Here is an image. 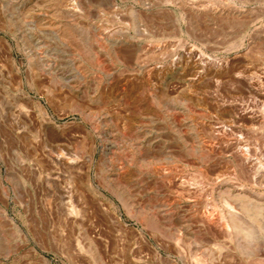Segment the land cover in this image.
<instances>
[{"label": "rangeland", "instance_id": "obj_1", "mask_svg": "<svg viewBox=\"0 0 264 264\" xmlns=\"http://www.w3.org/2000/svg\"><path fill=\"white\" fill-rule=\"evenodd\" d=\"M257 263L264 0H0V264Z\"/></svg>", "mask_w": 264, "mask_h": 264}, {"label": "bare ground", "instance_id": "obj_2", "mask_svg": "<svg viewBox=\"0 0 264 264\" xmlns=\"http://www.w3.org/2000/svg\"><path fill=\"white\" fill-rule=\"evenodd\" d=\"M242 155L244 156L245 155V153L244 152H242ZM199 212V211H198ZM212 212V211H211ZM202 214H200V218H203L206 222H208V223H216V218H215V216H213V214H210V213H203V212H201ZM197 216H198V214H197ZM218 217H219V215H218ZM221 218V217H220ZM219 226H222V227H224L223 225H222V223H220V220H219V222L217 223ZM224 224V223H223ZM216 225V224H215ZM155 256L157 257V258H161V256L160 255H158L157 253L155 254ZM258 264V263H257Z\"/></svg>", "mask_w": 264, "mask_h": 264}]
</instances>
